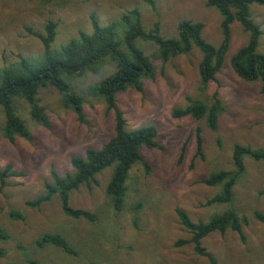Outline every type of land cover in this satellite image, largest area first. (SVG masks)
<instances>
[{"label": "rangeland", "instance_id": "374dc122", "mask_svg": "<svg viewBox=\"0 0 264 264\" xmlns=\"http://www.w3.org/2000/svg\"><path fill=\"white\" fill-rule=\"evenodd\" d=\"M154 3L153 10L143 0H0V69L15 63L19 56L35 58L42 53L40 41L26 28L43 33L47 21H54L57 29L52 48L58 49L79 31L91 32V15L106 26L133 8L139 10L146 30L158 22L164 39L176 37L179 23L190 21L201 23L202 38L219 46L221 16L207 7L205 0ZM249 9L262 32L257 52L264 54V5L252 4ZM248 40L249 34L238 23L230 26L222 68L204 89L200 87L201 54L197 49L162 62L155 56L156 46L139 42L154 67V77L142 81V92L127 89L116 100L126 129L155 127L156 145L141 151L148 172L142 164L130 170L121 211L114 210L105 193L113 167L97 175L96 184L69 194V206L93 214L94 222L66 216L57 195L38 208L29 207L27 202L45 194V184L52 183L51 172L62 177L72 173L73 157H84L89 148L100 149L114 135L113 113L90 92L91 86L111 74L113 67L71 81L72 89L83 98V123L63 106L55 89H41L37 97L50 129L33 122L27 105L15 98L30 139L9 141L3 136L0 108V172L9 167L12 174L0 186V228L8 235V239L0 240V264H210L207 257L195 253L193 244L176 246L191 238L176 211H184L191 222L197 223L227 210V205L203 206L220 187L206 186L202 181L211 173L232 169L234 145L264 150V94L260 83L244 82L230 66V59ZM215 94L223 108L216 131L209 130L204 120L172 117V110L186 106L187 98L208 105ZM197 130L202 141L201 157L196 154ZM244 166L231 205L239 217L248 219V225L242 226L244 240L230 230L204 238L201 247L215 264H264V161L245 157ZM11 212L19 213L22 219L12 218ZM45 234L61 236L75 256L53 246L38 248L35 240Z\"/></svg>", "mask_w": 264, "mask_h": 264}, {"label": "trees", "instance_id": "16d2710c", "mask_svg": "<svg viewBox=\"0 0 264 264\" xmlns=\"http://www.w3.org/2000/svg\"><path fill=\"white\" fill-rule=\"evenodd\" d=\"M155 9L154 0H143ZM264 5V0H205V5L214 8L221 16V42L218 47L208 44L202 38L203 25L190 21L180 22L177 36L164 39L160 35V26L156 22L146 30L141 23L140 12L133 8L124 12L117 21L106 26L99 24L95 15L90 16L91 32L79 31L58 49L52 48L56 37L57 23L52 20L44 25L43 33L26 28L27 33L38 39L42 53L35 58L18 57V60L0 69V108L4 117L3 136L9 141L15 138L30 139L24 120L18 115L16 101L24 102L28 107L30 119L37 125L50 129L51 124L45 108L40 105L38 93L41 89L53 88L62 97L63 106L73 111L79 122H84L83 98L72 89L71 81L85 75H96L105 67L112 66L111 74L91 86V94L103 101L107 111L114 116V135L100 149L89 148L84 157H73V172L59 176L51 172L52 183L45 184V194L27 202L31 208H38L57 195L63 213L72 219L95 221V216L87 211L69 206V194L82 186L96 184L95 177L108 167H113L105 193L116 212L121 211L127 193L126 182L129 172L136 164H142L145 171L149 166L142 160V149H151L156 145L157 130L153 126L134 130L126 129L123 112L117 106L116 96L133 89L142 92L144 79L154 77V67L150 59L139 47V42L150 43L157 47L156 58L167 62L173 57L188 54L195 48L201 54L198 66L200 87L205 88L221 70L230 42V26L238 23L249 34L247 44L233 55L230 66L233 72L244 82L260 83V92L264 94V54L257 52L258 39L262 34L259 26L250 15V5ZM223 111L220 100L215 94L210 104L187 98V105L172 110V117H189L196 121L204 120L211 131H216L220 113ZM197 156H202V141L197 130ZM264 161V150L234 145L232 149V169L209 174L202 182L206 186L220 187V191L203 206L227 205L228 209L212 216L206 222H191L184 211L177 210L180 223L191 234L189 241H179L176 246L193 244L195 253L207 257L210 264L214 259L205 254L201 241L212 233L224 234L230 230L242 240V226L248 225L246 217H239L231 207L233 189L245 173L244 158ZM8 168L0 172V186L12 176ZM264 194V190L261 192ZM10 216L22 219L17 212ZM261 218V217H260ZM8 239L0 228V240ZM38 248L53 246L65 254L74 255L70 245L59 235L45 234L35 240ZM3 256L0 250V257ZM31 264H40L30 262Z\"/></svg>", "mask_w": 264, "mask_h": 264}]
</instances>
